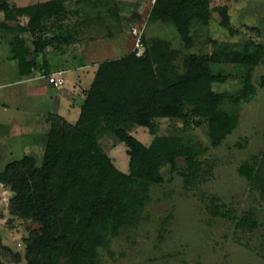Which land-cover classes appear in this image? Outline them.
I'll return each mask as SVG.
<instances>
[{
    "label": "trees",
    "instance_id": "16d2710c",
    "mask_svg": "<svg viewBox=\"0 0 264 264\" xmlns=\"http://www.w3.org/2000/svg\"><path fill=\"white\" fill-rule=\"evenodd\" d=\"M211 3L154 0L149 18L173 22L190 46L193 25L206 24L211 18ZM62 6V0L23 6L0 1L4 20L28 16L26 24L17 21L15 26L5 25L13 33L11 54L22 75L28 76L42 66L37 60L39 50L52 43L45 35L46 20L58 14ZM222 10L224 20L229 21L230 10L225 6ZM23 32L39 35L32 46ZM143 43L142 54L132 51L98 64L75 123L58 114L48 116L51 128L41 164L33 155H24L0 171V181L14 192L10 211L41 224L40 230L25 240L28 264H101V250L110 245L112 237L142 218L151 200V185L165 181L162 167L170 164L172 170H178L182 156L188 167L179 171L186 181L190 183L197 176L200 162L195 149L178 136L158 134L159 118L206 120L215 147L238 126L239 113L231 112L225 104L240 103L256 90L253 72L264 58V42L225 47L220 53L193 52L185 57L183 72L175 62L179 51L167 39L144 37ZM221 61L238 70L242 82L239 94L214 89V83H224L229 77L215 70L214 64ZM261 83L264 85V75ZM139 125L154 135L149 145L131 132ZM105 131H113L127 145L128 172L116 167L103 152L100 134ZM257 158L253 155L244 161L239 171L248 179L254 178L264 192V157L256 167ZM216 199L212 212L233 219L234 212L223 210ZM259 224L256 211L250 208L237 219L236 227L253 231ZM1 255L0 251V264H4Z\"/></svg>",
    "mask_w": 264,
    "mask_h": 264
},
{
    "label": "rangeland",
    "instance_id": "374dc122",
    "mask_svg": "<svg viewBox=\"0 0 264 264\" xmlns=\"http://www.w3.org/2000/svg\"><path fill=\"white\" fill-rule=\"evenodd\" d=\"M9 1L23 6L48 0ZM62 1L59 13L46 20L45 35L52 38V44L69 39L76 56L79 54L75 51L94 52L96 63L132 51L142 54L144 37L167 39L178 49L175 62L181 72L185 70V57L193 52L220 53L225 47L243 48L247 43L264 42V0H212L211 18L206 24L193 25L190 46L173 22L149 18L154 0ZM224 6L230 10L229 21L224 20ZM0 16V35L6 33V37H13V33H9L5 25L28 21L26 15H21L17 21L4 20L3 11ZM25 33L23 37L32 44L39 36ZM1 44L4 56L9 46ZM214 68L229 76L224 83H214V89L239 94L242 82L236 67L221 61L215 63ZM262 75L264 58L253 72L256 90L240 103L227 101L225 104L231 112L239 113L240 122L218 147L212 145L206 120L199 117L189 122L179 117L157 120L158 134L178 136L185 144L193 146L200 162L199 171L188 183L179 171L187 170L185 157L178 158V170H172L170 164L162 167L165 181L151 185V200L142 218L112 237L110 245L101 250V264H264V192L256 186L254 178L248 179L239 171L240 165L253 155L258 157L256 167L264 157ZM8 100L9 106L0 107L6 116L17 112L15 106L22 99L15 96ZM131 132L147 145L154 138L145 126H136ZM36 134V152L26 155H33L41 164L45 146L39 149L44 141L42 132ZM10 143L0 140V171L8 162L24 156L21 148ZM100 144L116 167L129 171L127 145L113 131L102 132ZM13 194L11 188L0 181L1 259L4 264H28L25 240L40 230L41 224L10 211ZM214 198H217L214 201L217 205H222L223 210H232L235 217L213 213ZM250 208L256 211L259 226L253 231L237 228V219Z\"/></svg>",
    "mask_w": 264,
    "mask_h": 264
},
{
    "label": "crops",
    "instance_id": "0c3cea01",
    "mask_svg": "<svg viewBox=\"0 0 264 264\" xmlns=\"http://www.w3.org/2000/svg\"><path fill=\"white\" fill-rule=\"evenodd\" d=\"M6 36V33L0 35V107L9 106L10 97L18 96L22 100L15 106L17 112L10 116L0 110V140L12 142L26 155L36 152V133L42 132L44 141L39 149L45 146L51 128V122L47 119L50 114L61 115L71 123L78 120L85 91L90 87L99 63L95 62L97 56L92 51H75L79 56L74 55L72 42L66 38L61 43H48L39 50L37 60L42 66L24 76L17 59L11 54L12 36ZM1 42L9 46L8 51L3 50L4 56L1 54ZM28 44L32 46L30 41ZM60 69L66 71V82L60 87H55L42 76ZM27 109L34 111L26 112Z\"/></svg>",
    "mask_w": 264,
    "mask_h": 264
},
{
    "label": "built area",
    "instance_id": "2783aa9c",
    "mask_svg": "<svg viewBox=\"0 0 264 264\" xmlns=\"http://www.w3.org/2000/svg\"><path fill=\"white\" fill-rule=\"evenodd\" d=\"M139 41H140V39H139ZM65 72H66L65 70L60 69V70L45 73L42 76L45 77L55 87H60V86L64 85L66 82Z\"/></svg>",
    "mask_w": 264,
    "mask_h": 264
}]
</instances>
